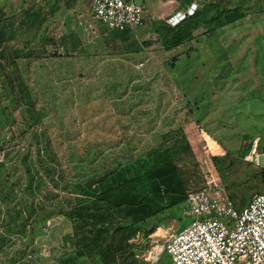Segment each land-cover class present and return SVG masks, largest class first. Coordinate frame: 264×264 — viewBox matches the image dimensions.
Instances as JSON below:
<instances>
[{"label": "rangeland", "instance_id": "rangeland-1", "mask_svg": "<svg viewBox=\"0 0 264 264\" xmlns=\"http://www.w3.org/2000/svg\"><path fill=\"white\" fill-rule=\"evenodd\" d=\"M69 1L0 0L16 30L29 9L53 10L0 46L10 53L3 60L15 86L0 70V264H59L74 249L73 222L59 212L75 205L72 186L105 168H137L163 143L169 154L181 127L195 155L183 159L192 179L217 173L213 156L224 155L235 162L222 177L237 201L246 205L264 193V12L200 37L171 64L178 51L161 52L153 22L201 0H137L148 9L147 24L125 41L93 17L90 0ZM18 64L32 78L33 99L40 97L36 108L18 100ZM45 102L50 107L42 109ZM246 134L253 147L242 161ZM207 135L218 152L208 148ZM186 210L184 202L150 221V234L133 240L140 261L174 264L166 252L157 262L153 255L165 231L191 223Z\"/></svg>", "mask_w": 264, "mask_h": 264}, {"label": "trees", "instance_id": "trees-1", "mask_svg": "<svg viewBox=\"0 0 264 264\" xmlns=\"http://www.w3.org/2000/svg\"><path fill=\"white\" fill-rule=\"evenodd\" d=\"M75 1L71 0L68 3L71 5ZM250 10L251 6L242 5L235 0H201L195 12L187 15L177 25L169 24L167 19H157L153 22V27L162 45L161 52L178 51L171 60L167 61L174 64L181 53H189L195 48L194 45L200 37L209 36L218 32L221 27L245 18ZM52 12L53 10L44 6L29 9L20 17V24L16 30L15 21L8 19L4 10L0 9V46L5 41L14 39L17 32L19 38L25 32L41 25ZM111 34L125 41L134 33L111 30ZM16 54L19 59L20 52ZM9 55L10 53L6 54V49H1L0 70L4 75V81L8 82V86L14 91V82L5 72L6 66L3 60H7ZM15 56L13 53L11 57ZM10 63L16 64L13 59ZM28 67L30 71L31 65L29 64ZM16 77L18 100L24 99L25 103L21 104H27L32 109L36 108L40 103V97L33 99L30 88L32 78L26 79L19 64ZM50 103L45 102L46 105L42 109L45 106L50 107ZM42 109L36 112V122L42 120ZM196 122L200 124V120L196 119ZM174 132L178 133L179 137L172 143V149L167 150L169 154L161 151L164 147L163 143L150 150L145 156L146 160L137 168L134 166L122 168L121 165L113 169L105 168L101 173L72 186L71 192L76 196L77 201L70 209H61L59 212L73 222L74 249L62 256L59 264H147L138 259L139 253L134 250L133 240L141 234L149 235L150 221L159 220L160 213L184 203L189 191L205 186L206 180L203 175L198 174V178L192 179L183 163L184 154H189L195 159L185 131L181 127ZM207 137L208 148L218 152L221 148L220 144L212 137L208 135ZM245 137L248 141L238 153L242 161H245L251 151L254 140V137L248 134ZM229 153L227 152L225 156H230ZM213 160L224 185L229 188L230 185L225 184L227 180L224 182L222 175L226 167L234 165V160L227 159L224 155L213 156ZM230 195L240 207L245 205L244 198L237 201V195L231 190ZM26 224L27 221L23 220L20 226L25 229ZM32 251L34 252L33 248ZM23 255L26 253L23 252Z\"/></svg>", "mask_w": 264, "mask_h": 264}, {"label": "built area", "instance_id": "built-area-1", "mask_svg": "<svg viewBox=\"0 0 264 264\" xmlns=\"http://www.w3.org/2000/svg\"><path fill=\"white\" fill-rule=\"evenodd\" d=\"M197 7L193 2L167 22L175 26ZM91 12L109 31L133 33L146 26L149 14L137 0H91ZM3 159L4 154H0ZM205 180L203 188L186 196V215L191 223L165 231L164 243L154 252L153 261L166 252L174 264H264V193L253 194L240 207L218 172L209 170Z\"/></svg>", "mask_w": 264, "mask_h": 264}, {"label": "crops", "instance_id": "crops-1", "mask_svg": "<svg viewBox=\"0 0 264 264\" xmlns=\"http://www.w3.org/2000/svg\"><path fill=\"white\" fill-rule=\"evenodd\" d=\"M237 3H240V4H242V5H245V6H251V10H250V12L248 13V15H250V14H258V13H263L264 12V0H251V1H248V0H235ZM193 3V2H192ZM191 3V4H192ZM190 4V5H191ZM189 5V6H190ZM188 6V7H189ZM187 7V8H188ZM90 8H91V0H90ZM186 8V9H187ZM186 9H184V8H179V9H176V11H178V10H181V11H185ZM175 11V12H176ZM144 28V27H143ZM106 29H107V27H106ZM107 31H109L108 29H107ZM111 32V31H110ZM155 223V222H154ZM160 225H161V223H159ZM148 227H151V225H149ZM175 230H179V229H177V228H174ZM181 229V228H180ZM144 237V236H143Z\"/></svg>", "mask_w": 264, "mask_h": 264}]
</instances>
